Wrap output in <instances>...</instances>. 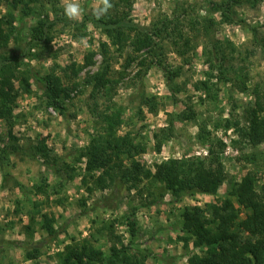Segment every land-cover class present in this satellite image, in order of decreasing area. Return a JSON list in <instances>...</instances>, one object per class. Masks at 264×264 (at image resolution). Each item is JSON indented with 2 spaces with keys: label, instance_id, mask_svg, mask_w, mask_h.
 I'll use <instances>...</instances> for the list:
<instances>
[{
  "label": "rangeland",
  "instance_id": "1",
  "mask_svg": "<svg viewBox=\"0 0 264 264\" xmlns=\"http://www.w3.org/2000/svg\"><path fill=\"white\" fill-rule=\"evenodd\" d=\"M211 1L130 0L131 17L142 25L152 26L160 16L172 15L179 4H185L196 16L207 15L205 7ZM79 3L83 9V15L78 20L81 22L84 15L92 13L95 0H79ZM9 8L5 0L0 4V19L5 18ZM59 8L57 16L53 12L51 16L59 20L52 29L54 40L51 48L43 51L32 49L33 53L40 54L35 58L25 57L26 62L35 72L45 74L54 70L64 78L65 83L73 81L79 85L66 99L63 114L60 109L47 106L44 87L33 80L32 93H23L18 100L16 124L12 126L0 118V148L18 143L25 152L45 137L49 150V156L31 158L26 153H17L11 155L10 161H0V264H60L57 253L66 244L72 243L73 237L77 241H84L92 235L95 239H91L109 257L110 245L118 242V239L112 237V231L108 229L104 231L105 237L100 235L104 223L109 224L115 218H122L133 211L135 215L132 218L138 224L133 245H137L141 257H145L150 264H187L184 242L178 240L180 232L174 229L175 222L180 218L179 210L184 205L205 207L208 203L227 198L230 182L241 180L248 174L257 177L260 188L264 185V144L249 146L241 141L236 128L247 123V113L255 103L257 87L264 89V42L261 40L264 39V0L255 7L245 4L237 9V15L245 20L244 24L223 23L215 29L217 34L214 39L230 40L237 47L225 63L220 62V56L214 58L212 83L214 90L219 89L216 100L196 89V84L207 80V73L212 71L203 53L207 37L200 34L195 42L197 48L186 57L178 54L166 42L164 59L172 70H179L174 81H168L156 64L151 65L145 76L139 77L137 62L126 70L124 68L127 56L132 53L130 50L124 55L118 52L110 39L91 23H87L86 27L76 26L75 21L64 15L62 0ZM25 9L20 6L14 10V25L19 30L7 47L16 57L28 49L32 27L39 16L35 13L24 14ZM215 17L220 21V14H215ZM255 30L259 39L255 37ZM103 41L110 45L107 55L100 47ZM211 46L208 44L206 48ZM92 51L96 52L95 63L84 68L77 78L71 79V74H66L67 67L74 62L83 64L85 56ZM106 59L111 62L113 79L119 81L112 85L109 103L122 108L124 124L120 134H132L137 141L147 145L146 152L139 156L143 165L154 169L156 163L170 158L207 157L209 148L198 136L200 125H207L213 137L225 142L220 155L228 180L216 196L197 194L186 196L176 203L168 194L161 203L148 207L142 204L148 201L147 182L137 190L122 184L106 190L96 189L93 193L81 185L80 173L84 164L76 165L75 159L78 150L87 145L96 127V120L90 113V104L93 105L90 96L92 86L85 79L97 72ZM99 100L100 108L105 109L109 104L108 99L101 97ZM185 111L187 114L194 111L195 118H181L180 114ZM228 121L236 126L227 128ZM171 124L173 128L170 132L168 127ZM54 159L76 166L78 176L72 178L71 169L56 174L50 167ZM47 183L50 187H45L46 192L36 190V187ZM142 191L146 198H141ZM62 197L64 201L61 204L55 203L56 199ZM82 199H86V206L81 204ZM35 203H40L44 212L58 219L60 234L57 238H51L41 230L39 222L36 223L40 221V216H35L33 224L30 221L28 214L37 209ZM242 216H246L245 212ZM29 225H32L31 229L27 228ZM115 233L121 235L126 243L132 240L128 226L123 225L121 219L116 222ZM3 240H16L23 245L11 247L3 245ZM189 249L196 250L192 244ZM28 251L39 257L27 259Z\"/></svg>",
  "mask_w": 264,
  "mask_h": 264
},
{
  "label": "trees",
  "instance_id": "2",
  "mask_svg": "<svg viewBox=\"0 0 264 264\" xmlns=\"http://www.w3.org/2000/svg\"><path fill=\"white\" fill-rule=\"evenodd\" d=\"M3 1L0 0V4ZM5 1L10 8L5 18L0 19V118L12 126L16 124L15 110L18 100L23 93H32L33 80L44 87L45 97H43L46 98L47 106H54L65 114L66 99L70 98L71 92L75 91L79 84L73 81L69 84L65 83L64 78L54 70L45 74L35 72L25 58L27 56L35 58L40 54L33 53L32 49L43 51L51 48L54 40L52 29L59 21L51 16L53 13L56 16L59 13L60 0ZM262 1L213 0L205 7L207 15L197 16L185 4H179L172 11V15L160 16L152 26H146L131 17L130 0H111L114 7L107 16L97 20L92 13H88L81 22L75 21L74 24L86 27L87 23H91L110 39L111 45L118 52L124 55L130 50L132 53L126 58L125 70L137 62L140 67L137 75L143 77L151 65L156 64L168 81H174L179 75V70H172L164 59L166 42H169L178 54L186 57L197 48L195 42L200 34L207 37L208 41L203 53L208 58L212 71L207 73V80L196 84V89L204 91L216 100L219 89L214 90L212 83L214 58L218 59L220 56V62L225 63L230 53H235L237 47L230 40L214 39L215 33L217 34L215 29L223 23L244 24L245 20L237 15V9L245 4L255 7ZM20 6L26 8L24 14L35 13L39 16L37 23L32 27V38L28 49L21 56L16 57L7 47L19 30L14 25L16 19L14 10ZM215 14H220V21ZM60 21L67 20L60 19ZM254 32L255 37L259 39L257 31ZM261 40L264 42V39ZM208 44L212 45L209 49L206 48ZM100 47L105 55L110 52L108 42H101ZM95 55L96 52L92 51L85 56L83 64L71 63L67 67L70 72L66 71V74H71V79L77 78L84 68L95 63ZM112 72L111 62L106 59L97 72L89 74L85 79L92 86L90 96L93 105L90 104V113L96 120V127L87 145L78 150L75 159L76 165L84 164L80 173L81 185L85 186L89 193H93L96 189L106 190L122 184L128 185L131 190H137L141 184L147 182L145 188L148 190V201L142 204L148 207L161 203L168 194L176 203L181 202L186 196L197 194L216 196L221 186L228 180L220 155L226 146L225 142L213 137L207 125H200L198 136L209 148L210 154L207 157L193 155L170 158L156 163L154 169L143 165L139 156L146 152L147 145L137 141L132 134H120V128L124 124L122 108L115 103H109L112 85L119 82L113 79ZM121 75L123 76V73ZM101 97L108 99L106 101L109 104L105 109L100 108ZM180 116L184 119H194L196 113L191 111L187 114L185 111ZM171 125L168 127L170 132L173 128V124ZM233 126L236 125L232 121L226 124L227 128ZM236 128L241 141L249 146L264 144V89L260 90L257 87L255 103L247 113V123L243 127L238 125ZM164 131L165 129L162 130ZM10 135L13 139L12 131ZM47 150L45 137L25 152L18 143H11L10 147L0 148V161H10L11 155L17 153H26L31 158L49 156ZM50 167L56 174L71 169L72 178L78 176L77 167H72L61 159H54ZM45 187L50 186L47 183L45 186L36 187V190L46 192ZM141 198H146L143 191ZM63 201L62 197L56 199L55 203L61 204ZM81 204L86 206V199H82ZM40 205V203L36 204L37 209L29 212L30 221L33 224L36 221L35 216H40V221L36 223L39 222L41 230L51 238H57L60 234L58 219L44 212ZM134 212L122 218H115L109 224L104 223L100 231H103V234L100 235L104 236V231L108 229L112 231L111 236L118 239V242L110 245L109 257L105 255L104 249L92 240L95 239L94 235L85 238L84 241H77L73 237V242L66 244L63 250L57 253L60 264H150L145 257L140 256L137 245H133L134 238L138 234L137 221L132 218ZM243 212L246 216H242ZM179 217L174 229L180 232L178 240L184 242L187 264H264V185L260 188L254 174L245 175L241 180L231 181L227 198L208 203L205 207L184 205L179 210ZM120 219L123 225L128 226L132 239L128 243L122 240L121 235L115 233L116 222ZM27 228L31 229L32 225ZM32 231L34 232L35 229L33 228ZM4 244L16 247L19 242L8 240ZM191 244L195 251H190ZM37 257L38 254L27 252V259Z\"/></svg>",
  "mask_w": 264,
  "mask_h": 264
},
{
  "label": "clouds",
  "instance_id": "3",
  "mask_svg": "<svg viewBox=\"0 0 264 264\" xmlns=\"http://www.w3.org/2000/svg\"><path fill=\"white\" fill-rule=\"evenodd\" d=\"M64 15L71 21H78L83 15L79 0H62ZM114 7L111 0H95L92 10L93 16L99 20L107 16Z\"/></svg>",
  "mask_w": 264,
  "mask_h": 264
}]
</instances>
